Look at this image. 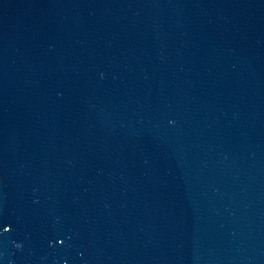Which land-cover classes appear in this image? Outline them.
Segmentation results:
<instances>
[{"label":"water","instance_id":"1","mask_svg":"<svg viewBox=\"0 0 264 264\" xmlns=\"http://www.w3.org/2000/svg\"><path fill=\"white\" fill-rule=\"evenodd\" d=\"M0 264H264V0H0Z\"/></svg>","mask_w":264,"mask_h":264}]
</instances>
